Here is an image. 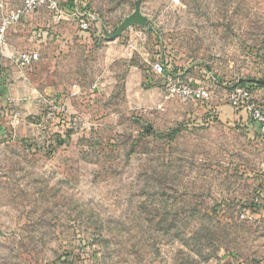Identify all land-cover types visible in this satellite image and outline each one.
<instances>
[{
  "label": "rangeland",
  "instance_id": "obj_1",
  "mask_svg": "<svg viewBox=\"0 0 264 264\" xmlns=\"http://www.w3.org/2000/svg\"><path fill=\"white\" fill-rule=\"evenodd\" d=\"M66 1L88 31L39 8L0 50V264H264V137L228 98L264 109V0ZM158 59L210 99L164 100Z\"/></svg>",
  "mask_w": 264,
  "mask_h": 264
},
{
  "label": "built area",
  "instance_id": "obj_2",
  "mask_svg": "<svg viewBox=\"0 0 264 264\" xmlns=\"http://www.w3.org/2000/svg\"><path fill=\"white\" fill-rule=\"evenodd\" d=\"M39 8H46L54 21H71L82 31H88L96 19L92 12L75 7H68L66 0H20L14 10L5 13L0 19V50H6L7 40L6 31L14 24L21 22L27 16L33 14ZM39 58L36 50L19 52L15 58V63L20 68L31 66ZM151 70L163 80L164 100L187 101H206L210 99L209 89L200 84H193L181 79L165 63V60L158 59L151 64ZM229 103L233 107L242 108L251 119L257 123L261 134L264 137V109L252 102L250 90L247 87H235L229 94ZM162 109V103L156 105ZM63 105H53L49 107L46 116L50 119L65 123L70 130L81 131L86 126V122L80 117L67 113ZM67 118V119H65ZM241 218L253 216L252 209L247 208L241 214Z\"/></svg>",
  "mask_w": 264,
  "mask_h": 264
},
{
  "label": "water",
  "instance_id": "obj_3",
  "mask_svg": "<svg viewBox=\"0 0 264 264\" xmlns=\"http://www.w3.org/2000/svg\"><path fill=\"white\" fill-rule=\"evenodd\" d=\"M134 20L145 23L147 21V18L141 13L140 10L133 11L122 20L115 32V36L118 35L123 29L126 28L128 24H130Z\"/></svg>",
  "mask_w": 264,
  "mask_h": 264
},
{
  "label": "crops",
  "instance_id": "obj_4",
  "mask_svg": "<svg viewBox=\"0 0 264 264\" xmlns=\"http://www.w3.org/2000/svg\"><path fill=\"white\" fill-rule=\"evenodd\" d=\"M29 16H30V15H29ZM29 16H27L25 19H23L21 22H19V23H17V24L11 25V26L7 29V31H6V40H7V43H8V36H9L10 29L13 28V27L19 26V25H23V24L26 22V19H27ZM18 29H19V28H18ZM121 56L125 57L123 53H122Z\"/></svg>",
  "mask_w": 264,
  "mask_h": 264
},
{
  "label": "trees",
  "instance_id": "obj_5",
  "mask_svg": "<svg viewBox=\"0 0 264 264\" xmlns=\"http://www.w3.org/2000/svg\"><path fill=\"white\" fill-rule=\"evenodd\" d=\"M30 148H31V146H30Z\"/></svg>",
  "mask_w": 264,
  "mask_h": 264
}]
</instances>
